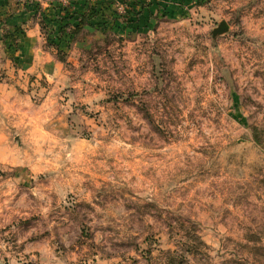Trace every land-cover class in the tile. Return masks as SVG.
I'll list each match as a JSON object with an SVG mask.
<instances>
[{
	"label": "rangeland",
	"instance_id": "obj_1",
	"mask_svg": "<svg viewBox=\"0 0 264 264\" xmlns=\"http://www.w3.org/2000/svg\"><path fill=\"white\" fill-rule=\"evenodd\" d=\"M170 258L264 264V0H0V264Z\"/></svg>",
	"mask_w": 264,
	"mask_h": 264
},
{
	"label": "trees",
	"instance_id": "obj_2",
	"mask_svg": "<svg viewBox=\"0 0 264 264\" xmlns=\"http://www.w3.org/2000/svg\"><path fill=\"white\" fill-rule=\"evenodd\" d=\"M189 251H193V245L190 247V250H189ZM189 253L192 254L193 252H189ZM166 254H168V255H175V253H173V252H171V251H167ZM169 260H170V261H168V264H174V263H175L174 258H170ZM185 261H186L185 258H182L181 261H178V262L175 263V264L184 263Z\"/></svg>",
	"mask_w": 264,
	"mask_h": 264
},
{
	"label": "water",
	"instance_id": "obj_3",
	"mask_svg": "<svg viewBox=\"0 0 264 264\" xmlns=\"http://www.w3.org/2000/svg\"><path fill=\"white\" fill-rule=\"evenodd\" d=\"M227 29V25L224 24V26L221 28L222 31L226 30Z\"/></svg>",
	"mask_w": 264,
	"mask_h": 264
}]
</instances>
